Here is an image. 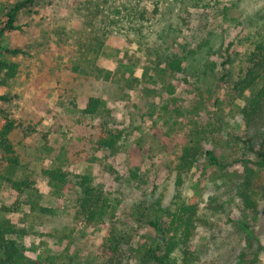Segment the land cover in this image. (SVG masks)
<instances>
[{"label": "rangeland", "instance_id": "1", "mask_svg": "<svg viewBox=\"0 0 264 264\" xmlns=\"http://www.w3.org/2000/svg\"><path fill=\"white\" fill-rule=\"evenodd\" d=\"M19 1L0 0V21ZM19 23L26 28L6 34L3 44L26 54L0 55L15 69L0 92L18 126L9 136L19 160L14 179L30 177L34 186L24 195L13 189L0 150V219L25 231L10 237L31 249L33 261L111 264L114 236L113 264H143L160 235L148 223L160 204L168 213L159 228L169 236L184 215L181 205L195 212L187 244L195 264H264V171L254 164L264 145V97L245 114L251 92L239 91L249 55L264 43V0H39ZM176 60L182 71L171 68ZM121 63L136 65L134 74ZM261 78L256 92L264 72ZM91 97L108 103L95 118L82 115ZM101 117L122 138L94 155L85 145ZM197 144V164L179 173L183 150ZM206 149L220 165L204 171ZM246 165L255 169V214L234 187ZM52 169L68 174L67 186L43 176ZM80 175H90L106 200L92 224L80 214ZM35 202L50 212L33 211Z\"/></svg>", "mask_w": 264, "mask_h": 264}, {"label": "trees", "instance_id": "2", "mask_svg": "<svg viewBox=\"0 0 264 264\" xmlns=\"http://www.w3.org/2000/svg\"><path fill=\"white\" fill-rule=\"evenodd\" d=\"M39 0H21L15 5L11 6L8 12L5 13L4 20L0 21V55L10 54L13 56L26 54L23 49L20 48H9L3 44V39L6 34L13 32H20L26 28L25 24L19 23V16L29 12ZM226 55L229 57V49L226 50ZM250 68L247 69L245 78L240 82L241 95L245 92L250 91L251 97L247 99V104L245 108V114L247 113L248 107L249 111L256 112L260 106V102L263 101L264 97V84L260 91L256 92V85L259 79H262V73L264 72V43L257 46L256 50L253 51L249 57ZM181 60L172 61L170 66L172 69L177 71H182ZM227 64V63H226ZM122 68L125 69V74L127 72L134 74L136 65L131 63H121ZM15 74L14 67L3 60H0V88L6 84L5 80L12 78ZM110 80L117 78V72H109ZM135 76V75H134ZM130 84H134L138 81L136 78L130 80L128 77L126 79ZM10 99L0 92V150L7 154L5 162L3 164V169L7 168L9 175V181L12 183L13 189L20 195H24L31 192L34 186V182L29 179L16 180L14 179L15 170L19 166V160L15 156L13 147L11 145L9 136L18 127L15 121L5 114L3 110V105L8 103ZM107 102L102 98L91 97L87 101L84 109L82 111L83 116L97 117L107 106ZM103 120L98 126V132L94 134V140L86 141V148L93 151L94 155L99 154L101 150H114L117 143L122 138V133H116L115 130L110 129L109 124L113 123L106 117H101ZM201 149L197 146L188 145L183 150V154L179 158V173H185L191 170L195 164L198 162V157L202 154ZM204 154L206 155L207 161L204 165V171L212 167H218L220 165L218 157L214 149H206ZM258 162L254 163L260 169L264 171V145L260 148L257 153ZM244 169L245 180L242 183H236L234 185L237 196L243 201L246 212L257 211L258 204L252 199L251 190V176L252 173L255 174V169L251 166H247ZM43 176H45L50 183L59 188L67 186L68 184V174L62 171V169H52L44 170ZM1 178V177H0ZM6 177L3 175L2 179ZM92 177L90 175H80L77 177L76 187L79 188L81 199L79 200L80 214L85 218L88 224H92L96 221L98 216H101L104 211V206L106 205V200L101 199V194L97 191L95 187L92 186ZM157 185H154V191ZM102 201V204L100 202ZM33 211H38L41 214H47L50 211L48 209L39 207L37 203H31L30 205ZM180 210L184 215L179 214L178 226L174 230L173 236H169L170 232L159 228L161 219L168 213V209L158 205L155 209L156 215L148 220L149 225L160 235L155 237L150 246L142 254L143 264H195L196 253L189 250L187 244L191 240L194 230L196 229V224L194 223L195 212L192 213L191 208H187L184 205L180 206ZM3 212H12L11 209L3 208ZM239 225L247 233L250 232V226L246 222H240ZM25 231H21L16 228L15 225L11 223L8 219H0V264H37L30 257L31 249L25 244L20 243L18 240L12 239L10 236L16 235L21 238L25 236ZM118 238L114 237L110 241V253H111V264L112 258L118 254L119 243ZM197 258V257H196Z\"/></svg>", "mask_w": 264, "mask_h": 264}]
</instances>
